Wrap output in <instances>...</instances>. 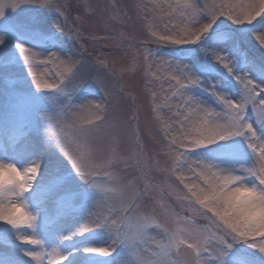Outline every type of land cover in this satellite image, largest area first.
Here are the masks:
<instances>
[{"label":"rangeland","instance_id":"rangeland-1","mask_svg":"<svg viewBox=\"0 0 264 264\" xmlns=\"http://www.w3.org/2000/svg\"><path fill=\"white\" fill-rule=\"evenodd\" d=\"M174 2L175 0H53V4L59 6L64 13L60 15V11L50 13L40 7L37 0H31L15 10H6L0 16V33L4 32L10 37L9 41L0 40V141L5 143L8 137H14V132H18L15 139L11 140H18L24 147L31 143L28 138L34 136L36 145H41L39 148L42 154L50 157L46 173L40 169L42 175L33 186L35 196L31 192L27 194L28 206L40 205L36 210L34 232L40 225H50L54 216L61 213L58 224L62 226L57 224L53 231L56 240L47 243L43 235L39 236L40 230L38 234L34 233L35 237L42 239V249L38 247L37 251L50 254V248H61L65 242L58 238L65 227L89 224L100 218L97 213L117 219L115 213L110 212L107 207H97L95 204L97 199L105 200L106 189L110 186L105 175L99 173L92 177L97 181L98 187L103 189L99 194L84 184L68 161L55 148L46 144L42 116L54 114L68 103L103 101L105 89L114 93L111 102L114 114L123 115L130 109L131 97L126 96L130 93L136 98L138 132L144 151L149 157L158 154L159 163L163 167L167 161L162 152V146L166 143L164 136L167 134L171 140L179 135L180 121L184 117H178L176 113L183 110L184 102L179 96L172 97L175 78L169 80L168 77L174 70L162 65L161 58L187 66V71L200 80V86L188 89V94L216 111L221 110V105L209 95L212 85H216L215 90L218 93L233 100L240 97V88L233 79L234 75L247 73L258 85L264 86V48L260 46V35H264V20L254 21L251 25L236 26L221 18L196 44L174 45L170 38L162 39L169 30L175 32L176 25L183 26L181 18L170 16L167 10L168 4ZM206 2L220 4L227 0H195L201 7ZM135 3L141 7H133ZM207 19L205 15H201L199 22L204 23ZM16 45L36 53L34 56L30 54V58L37 61L33 63L31 71ZM42 46L46 48L45 53L36 51V48ZM156 48H159L156 54L160 58H150L146 64V53ZM160 49L170 53L159 51ZM49 52L57 54L64 61L74 59L79 70L62 87L67 89L73 83L80 84L76 92L62 94L60 90L49 92L43 87L54 79H62L57 77L56 69L51 63H38ZM213 53L226 57L233 69L231 75L214 61ZM201 67L207 69L202 71ZM37 82L42 91H37L33 86ZM89 88L94 91L87 90ZM247 118L253 123L258 136L264 138V124L256 125L250 110ZM21 129H25L24 135L19 133ZM8 131L13 134L9 135ZM24 153L20 151V154ZM194 155L223 166L249 165L252 162L241 138L220 141L197 150ZM33 161H38V157H34ZM134 175L138 190L143 193L139 204L147 211L151 189L144 194L145 185L154 184L156 180L141 179L138 171ZM162 175L160 172L150 173L153 177L162 178ZM51 208L54 213L45 220V215ZM6 227L7 225L0 224V239L10 241L16 233L12 234V229L8 230ZM145 231L148 236L159 235V230L155 227H148ZM93 240L99 242V248L112 245L111 235L103 229L86 232L82 241ZM154 248L151 241H146L140 245V253L147 256ZM133 251L136 252L137 249ZM49 257L51 258L50 255ZM43 259L44 262L49 260L47 257ZM107 260L112 262L105 263ZM127 260L128 250L117 246L107 257L96 254L78 260L76 256H72L62 263L73 264L74 261V264H126ZM23 263L25 262L19 264ZM0 264L18 263L11 256L0 253ZM213 264H264V254L244 244H236L226 250L222 258L214 260Z\"/></svg>","mask_w":264,"mask_h":264},{"label":"clouds","instance_id":"clouds-1","mask_svg":"<svg viewBox=\"0 0 264 264\" xmlns=\"http://www.w3.org/2000/svg\"><path fill=\"white\" fill-rule=\"evenodd\" d=\"M22 4L23 0H0V14L3 16L6 10H15ZM133 7L139 8L141 5L135 3ZM224 11L226 14L218 12L215 20L201 11L198 22L199 17L205 15L207 21L199 24L208 25L209 29L221 18L236 26L251 25L254 21L264 20V0H227ZM260 38L264 41V35H260ZM182 39L187 40L188 37ZM158 49L152 51L154 58H160L156 54ZM31 52L26 48L24 54H20L23 61L24 56ZM52 54L49 52L45 59ZM33 66L27 65L28 68ZM64 85H61L60 91L72 93L73 84L67 89L62 87ZM103 96V101L68 103L54 114L42 116L45 142L55 148L79 179L96 193L92 185L97 181L92 177L103 173L110 185L105 197L117 207L130 195L140 199L143 196L138 190L134 172L138 171L141 179L156 180L154 184L145 185V188L151 189L147 211L139 204L132 214L147 228L159 230L158 236L146 235V241L155 245V264H172L173 257L182 264H195L196 259L207 258L212 250L221 247L217 241L209 239L205 250L199 251L198 241L207 232L220 236L231 244V248L244 244L251 249H264V138L259 136L256 139L257 132L244 131L246 105L240 97L237 100L226 99L230 108L226 109L224 119L209 118L204 121L199 115L184 117L178 129L179 135L171 140L167 134L164 136L166 143L162 146V152L167 161L161 167L158 154L147 156L141 144L135 96L126 94L131 97V105L123 115L114 114L111 103L105 94ZM88 119L92 120L90 130L79 131L84 126L83 121ZM232 138L243 140L252 158L251 164L223 166L194 155L197 150ZM137 157H140L142 164ZM153 172L162 173V178L150 176ZM39 175V161H29L19 166L13 160L0 159V224L14 230L16 240L22 245H31L35 237L37 217L29 210L27 194L32 191ZM35 240L40 242L36 237ZM36 251L28 252L35 255ZM137 255L128 250L126 264H135ZM213 261L207 260L206 264H213Z\"/></svg>","mask_w":264,"mask_h":264},{"label":"snow or ice","instance_id":"snow-or-ice-1","mask_svg":"<svg viewBox=\"0 0 264 264\" xmlns=\"http://www.w3.org/2000/svg\"><path fill=\"white\" fill-rule=\"evenodd\" d=\"M31 0H23V3H30ZM37 3L40 7L47 8L50 13H55L60 11V15H64L63 11L60 10L59 6L53 4V0H37ZM160 7V5H157ZM227 7L226 3L217 4L215 2L209 4L205 3L203 8L198 7L194 2H190V0H175L174 3H169L167 6V10L169 11L170 16L172 17H180L181 24L176 25V31L173 32L169 30L162 39H169L173 44H196L209 30L208 25H202L198 22V16L201 11L206 12L213 20L217 13L226 14L225 9ZM2 16V14H0ZM67 19V17H65ZM59 28V25H57ZM183 37H188L187 40L182 39ZM71 38V37H70ZM261 44H264V41H261ZM26 47L19 45L18 51L21 55L24 54ZM31 55H36V53L31 52ZM30 54L24 56L25 64H33L37 61H33L30 58ZM155 59L154 54L152 52H148L145 55V63L148 64L149 59ZM213 59L215 62L222 65V67L231 75L233 73V69L231 67L230 62L223 55L213 53ZM39 64L48 65L51 63L57 72V77L62 79H54L52 83L45 84L43 87L48 90H60L61 85L70 81V79L78 72V68H76V62L73 60H60L56 57L55 53L49 56L47 59H41L38 61ZM160 63L162 65H166L168 69H173L171 76L168 77L171 80L173 77L175 78V84L172 85V88L175 91H172V97L179 96L180 99L184 102V108L182 111H177L176 115L187 117L189 115H199V117L207 121L209 118L213 119H224L227 116L226 109L230 108V105L226 104L227 96L222 93H218L215 88L216 85H212V88L209 92V95L214 97L216 102L221 105V110L216 111L215 109L208 107L206 105L201 104L197 99L188 94L187 90L192 87H199L200 80L198 78L193 77L188 71L187 66H182L179 64H175L166 59L161 58ZM31 71V68H29ZM35 80V77L33 76ZM233 79L236 81L240 88V98L243 103L246 105L244 109V117H245V129L244 131L256 132L253 123L248 121L247 115L249 110L254 116L255 124L260 125L264 124V86L258 85L253 79L249 77L247 73L243 75H234ZM80 84L73 83L71 88V92L74 93L78 90ZM37 90H41V85L36 83ZM123 86L121 85V91H123ZM62 94L64 93L61 91ZM252 93H257L256 95H252ZM105 96L108 99L109 103L114 99V93L111 90L105 89ZM90 114L94 116V113ZM183 123V120L180 121ZM84 126L79 129L81 132H85L90 130L89 126L92 124V120L88 119L83 121ZM70 131V129L68 130ZM256 139H259L257 135ZM137 160L142 164V160L140 157H137ZM79 171V169H77ZM92 188L97 191L99 194L100 189L97 184H93ZM145 191H148V188H145ZM143 195V193H141ZM140 197L130 195L128 198L124 199L119 203L117 207L116 204L111 201L109 198L105 197L104 201L97 199L95 202L97 207H107L110 212H114L117 219H111L109 216H104L101 213H97L100 218L92 220L89 224H85L83 229L77 235H81L84 232H89L95 229H103L108 232L112 236V245L110 247H101L97 249H89L87 251L92 252L94 254H98L101 256H110L114 251L115 247L121 246L127 250L133 251V249H137L136 253H138L135 264H155V253L152 251L147 256L142 255L140 253V245L146 242L147 229L146 225H143L141 221L134 219L132 214L134 210L139 205ZM115 209V211H113ZM71 237H63L62 239H70ZM209 239L215 240L220 244L219 249H214L210 252L207 258H199L195 260V264H206L207 260H218L223 257L226 250L231 249V244L224 241L220 236L213 234L212 232H207L203 234L198 241V249L200 252H203L208 244ZM28 243V242H26ZM31 245H37L42 249L41 242H37L35 237L31 241ZM144 251H147L146 249ZM262 254H264V249H258ZM214 253V254H213ZM24 256L30 258L36 264H44L43 257L45 253L41 251H36L35 255H31L28 251L23 253ZM51 255L56 257L55 260L49 259L48 264H61L62 261L67 259L66 256L61 255L55 249ZM172 264H182L178 258H172Z\"/></svg>","mask_w":264,"mask_h":264},{"label":"bare ground","instance_id":"bare-ground-1","mask_svg":"<svg viewBox=\"0 0 264 264\" xmlns=\"http://www.w3.org/2000/svg\"><path fill=\"white\" fill-rule=\"evenodd\" d=\"M0 40L1 41H9L10 37H9V35H7L6 33L3 32V33H0ZM36 49H38L36 51H44L46 48L44 49V47L42 46V47L36 48ZM43 53H45V51ZM24 132H25V129L19 130V133L21 135H24ZM8 133H9V135L13 134L9 131H8ZM17 134H18V132H14V137H13V135L10 138L8 137L5 140V143L0 141V159H10V160H13L14 162H16L19 166H23L25 163H27L29 161H33L34 157H38V161L40 163V169H42V172H44V174H45L46 169H47V165H48V161H49L48 159L50 157L45 155L44 153L42 154V151L40 150L41 145H36V142L34 140V138H35L34 136L33 137L30 136L28 138V140H31V143L29 144L30 146L25 145L23 147L19 143L18 140L16 142L12 141L15 139ZM19 140H21V139H19ZM20 151L25 152V153L20 154ZM40 173H41V171H40ZM40 175H42V173ZM40 175L37 177V179L40 177ZM31 193H32V196L34 197L36 192L31 191ZM35 205L36 204H34V205L29 204V210L34 215H36V210L40 206V205H36V206ZM53 213H54V211L51 208L49 213H47L45 215V220L48 219L51 216V214H53ZM58 216H54V219L52 218L53 220L50 221V225H47V226H46V224L40 225L38 227V229L35 230V232L37 234L39 232L38 230L41 231L39 233V236L41 237L43 235V238L45 241H47V243H49L53 240H56L53 231L56 230V228H54V227L58 223H60V221H61V213ZM58 225L60 227L61 224H58ZM83 227H84V225H82V227L80 225H73V226L65 227L64 230L61 232V236L58 238L59 241L65 242V245H63L59 249L58 248H52V249L50 248L49 251L53 252V249H55L57 252H59L63 256H67V257L76 256V258L78 260H81V259L83 260V259H86L87 257L93 256L94 253L89 252L87 250L97 249V248H99L100 244H99V242H97L95 240L89 241V242H83L82 240H84V235L86 232H84L81 235H77V233L81 232ZM6 229L10 230L11 228L9 226H7ZM11 231H12V234L15 232L14 230H11ZM15 237H16V235L13 234V236L11 237L12 240H10V241H8V240L3 241L2 239H0V253H3V255L11 256L13 258V260H15V262L18 264L22 263V262H25L23 264H36V262H33L30 258L24 256L23 253L25 251H29V250H32V251L37 250L38 246L37 245H27V244L22 245L16 240ZM63 237H71V238L63 240L62 239ZM36 238H38L40 240V242L42 241V239H40L39 237L36 236ZM51 254L52 253H50V254L45 253V256L43 258L47 257L48 259L55 260L56 257L54 255H51ZM49 255L51 256V258L49 257ZM74 263H76V262L73 261V264ZM44 264H48V261L44 262ZM61 264H63V263L61 262Z\"/></svg>","mask_w":264,"mask_h":264}]
</instances>
